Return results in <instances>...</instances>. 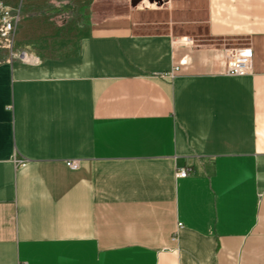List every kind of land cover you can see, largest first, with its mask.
Masks as SVG:
<instances>
[{
    "label": "crops",
    "instance_id": "obj_1",
    "mask_svg": "<svg viewBox=\"0 0 264 264\" xmlns=\"http://www.w3.org/2000/svg\"><path fill=\"white\" fill-rule=\"evenodd\" d=\"M205 6L209 46L76 10L19 21L20 51H0V264H264V0ZM235 47L250 74L222 73Z\"/></svg>",
    "mask_w": 264,
    "mask_h": 264
},
{
    "label": "rangeland",
    "instance_id": "obj_2",
    "mask_svg": "<svg viewBox=\"0 0 264 264\" xmlns=\"http://www.w3.org/2000/svg\"><path fill=\"white\" fill-rule=\"evenodd\" d=\"M20 16V23H27L29 33L40 29L46 30L52 25L64 22L58 14L43 17L25 16L44 11L54 4L68 2L79 12L83 20L97 22L105 19L129 18L138 25L141 33H169L174 37H188L186 40L196 45H213L206 34L205 0H150L141 3L139 0H0ZM78 20V19H77ZM76 20V21H77ZM76 21L71 24H75ZM68 22V21H67ZM6 46L0 40V51L17 55L15 30ZM29 44V42H27ZM26 45V44H25ZM24 51H32L24 46ZM22 49V50H23ZM20 56V55H19Z\"/></svg>",
    "mask_w": 264,
    "mask_h": 264
},
{
    "label": "built area",
    "instance_id": "obj_3",
    "mask_svg": "<svg viewBox=\"0 0 264 264\" xmlns=\"http://www.w3.org/2000/svg\"><path fill=\"white\" fill-rule=\"evenodd\" d=\"M20 21V16L16 14L10 7L0 1V40L5 42L6 46L11 44L10 38ZM20 57H26L25 53ZM224 67L222 73L228 76H245L251 73L252 69V52L248 47L227 48L224 54ZM68 168L74 170L78 167V161H67ZM187 169H181L176 172V177L184 178L188 175ZM180 224H178V227Z\"/></svg>",
    "mask_w": 264,
    "mask_h": 264
},
{
    "label": "trees",
    "instance_id": "obj_4",
    "mask_svg": "<svg viewBox=\"0 0 264 264\" xmlns=\"http://www.w3.org/2000/svg\"><path fill=\"white\" fill-rule=\"evenodd\" d=\"M57 12L61 13V17L63 18L64 21L76 16L75 8L71 6L68 2L56 3L51 8L38 12L34 15L35 16L52 15Z\"/></svg>",
    "mask_w": 264,
    "mask_h": 264
}]
</instances>
